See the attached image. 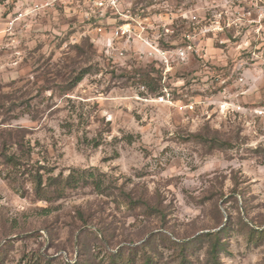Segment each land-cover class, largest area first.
I'll return each instance as SVG.
<instances>
[{"label": "rangeland", "instance_id": "rangeland-1", "mask_svg": "<svg viewBox=\"0 0 264 264\" xmlns=\"http://www.w3.org/2000/svg\"><path fill=\"white\" fill-rule=\"evenodd\" d=\"M19 1L28 0L0 4L4 264L31 254L110 264L120 251L132 264H214L203 235L219 230V264H264V117L209 102L223 88L240 91L239 62L253 75L264 58V13L253 0H119L116 9L106 0L103 11L64 0L35 24L9 25ZM132 19L144 39L165 49L192 45L200 56L164 70L108 61L95 29ZM83 69L90 73L71 86ZM242 104L264 107V76ZM75 169L93 170L112 188L99 194L81 184L60 198L36 197L32 172L46 181ZM123 191L151 209L131 205Z\"/></svg>", "mask_w": 264, "mask_h": 264}, {"label": "built area", "instance_id": "built-area-1", "mask_svg": "<svg viewBox=\"0 0 264 264\" xmlns=\"http://www.w3.org/2000/svg\"><path fill=\"white\" fill-rule=\"evenodd\" d=\"M64 0H28L19 1L16 5L14 17L9 25L15 22L25 23L28 25L35 24L40 15L48 9L55 8ZM99 11L109 9L106 6V0H88ZM235 0H226V3L233 4ZM110 6L116 9L119 0H109ZM255 6L264 13V0H253ZM195 19V18H194ZM135 20L125 22L119 25H113L109 28L99 25L95 30L99 38L94 39L93 43L100 47L105 58L117 65H124L129 58L138 60H147L153 62L159 69H167L173 65H188L190 61L200 56L201 49L192 45L179 47L176 49L162 48L159 43L144 39L136 31ZM109 30V32H107ZM143 36V35H142ZM138 42H142V47L136 49ZM248 63L241 61L237 65L238 78L233 86L240 89L231 95L230 88H223L220 93L209 99L211 105L227 113L248 114L253 117H264L263 106H245L242 104V97L257 90L264 76V58L253 64V75L246 72ZM160 99H165L160 95Z\"/></svg>", "mask_w": 264, "mask_h": 264}, {"label": "trees", "instance_id": "trees-1", "mask_svg": "<svg viewBox=\"0 0 264 264\" xmlns=\"http://www.w3.org/2000/svg\"><path fill=\"white\" fill-rule=\"evenodd\" d=\"M7 1H13V3H16L18 0H0V4H4ZM90 73V69H83L72 81L71 86H75L78 83H80L83 78ZM145 77L148 75H144ZM148 78V77H147ZM144 83H147L146 81H143ZM148 84V83H147ZM149 85V84H148ZM5 161L8 164L11 165H18L19 159L16 157V155H8L4 154ZM100 174V173H98ZM32 182L35 187V194L36 197L41 201H49L53 198H60L64 195L67 189L69 188H76L79 185H91L94 187V189L99 194H106L110 188L112 187H105L102 179L99 175H97L93 170H74L71 174H69L66 178L63 175L60 176H49L47 180H44V175L41 174L39 171L32 172ZM123 196L129 200L131 205H145L148 208L149 205L146 201L140 199L139 201H135L129 193H125L123 191ZM151 209V208H150ZM224 230H219L215 233H207L203 235V238H210L212 243V260L214 264H219L218 256L220 249L222 248L221 244V233ZM110 259V264H124L126 261L132 264V261L130 258L124 259L122 251L118 253H112L108 257ZM0 258V264H4V260ZM152 259L149 257H146L144 260V264H151ZM18 264H56L52 258H43L40 254H31L28 257L24 258L21 262ZM63 264H81L80 260L76 261L75 263H68L65 262Z\"/></svg>", "mask_w": 264, "mask_h": 264}]
</instances>
